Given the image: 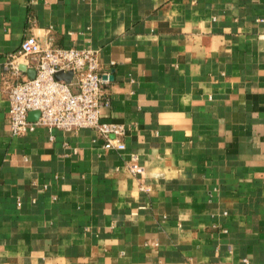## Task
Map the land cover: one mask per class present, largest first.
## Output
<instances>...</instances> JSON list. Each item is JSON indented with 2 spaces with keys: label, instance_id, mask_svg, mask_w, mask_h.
Wrapping results in <instances>:
<instances>
[{
  "label": "crops",
  "instance_id": "obj_1",
  "mask_svg": "<svg viewBox=\"0 0 264 264\" xmlns=\"http://www.w3.org/2000/svg\"><path fill=\"white\" fill-rule=\"evenodd\" d=\"M26 35L98 52L123 151L11 134ZM187 258L264 264V0H0V264Z\"/></svg>",
  "mask_w": 264,
  "mask_h": 264
},
{
  "label": "built area",
  "instance_id": "obj_2",
  "mask_svg": "<svg viewBox=\"0 0 264 264\" xmlns=\"http://www.w3.org/2000/svg\"><path fill=\"white\" fill-rule=\"evenodd\" d=\"M15 55L12 57L24 58L26 66L35 70V75L24 77L9 88L7 118L13 136L26 135L37 127L48 131L91 128L103 138V148L117 152L125 149L124 126L100 120L101 107L109 104L105 87L109 80L101 71L96 50L54 46L50 40L42 43L36 36L26 35ZM10 64L18 71L16 64ZM58 71H71L70 81L56 79L54 74ZM31 111L38 114L35 121L27 119ZM134 160L136 156L133 155L131 161ZM183 264L211 263L187 258ZM242 264L249 262L243 259Z\"/></svg>",
  "mask_w": 264,
  "mask_h": 264
},
{
  "label": "water",
  "instance_id": "obj_3",
  "mask_svg": "<svg viewBox=\"0 0 264 264\" xmlns=\"http://www.w3.org/2000/svg\"><path fill=\"white\" fill-rule=\"evenodd\" d=\"M21 69L24 70L28 74L29 78H33L34 77V75H35V70L34 69H31V68L29 69V68H26L25 66H22ZM71 75H72L71 71H66V72L58 71V72H56L54 74V77L56 79H63L66 82H69L70 79H71Z\"/></svg>",
  "mask_w": 264,
  "mask_h": 264
}]
</instances>
